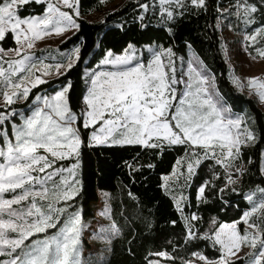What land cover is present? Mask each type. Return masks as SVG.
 <instances>
[{
	"label": "snow or ice",
	"instance_id": "6c2138e0",
	"mask_svg": "<svg viewBox=\"0 0 264 264\" xmlns=\"http://www.w3.org/2000/svg\"><path fill=\"white\" fill-rule=\"evenodd\" d=\"M258 2L264 7V0ZM31 4L44 6L43 11L23 15ZM137 4L142 30L149 27L152 16L169 24L189 6L207 7L206 0H137ZM79 5L80 0H0V41L12 34L17 45L0 48V264H83L82 235L87 225L80 209L69 211L82 188L77 178L84 144L81 128L91 129L90 147L139 146L156 151L184 147L186 156L177 160L170 175L162 177V187L170 191L171 183L179 184L176 208L185 221L184 242L208 241L217 255L210 258L192 251L188 258H179L180 264H264V187L244 196L251 207L239 219L219 222L213 218L206 232L196 227L199 215H184L183 189L190 187L201 164L211 162L213 168L223 169L213 172L214 178L224 181L218 189L221 198L225 192L236 193L247 171L242 149L256 140L243 117L234 115L217 91L214 75L198 59L189 60L186 71L178 72L171 47L149 44L138 49L128 43L119 54L107 49L95 68L84 73L86 90L78 98L79 111L74 110L70 96L72 81L67 80L52 96L36 95L31 115L21 113L23 122L12 124V135L8 134L5 125L17 115L15 104L27 102L33 89L49 82L47 77L67 76L81 62L79 46L67 55L57 49L60 59L51 57L52 63L31 51L45 37L79 31ZM217 11L220 16L235 15L245 24H254L259 8L257 0H234L230 7ZM220 23L218 19L216 26ZM243 39L264 59V46H256L264 45V24ZM232 82L239 89L248 88L264 103V75L247 80L233 77ZM66 160L76 162L65 166ZM213 186L212 180L199 186L201 203L206 202V189ZM98 215L108 223L100 225L93 236L110 244L121 228L108 204ZM150 255L157 259H148L147 264H161L159 258L176 264L178 259L166 250Z\"/></svg>",
	"mask_w": 264,
	"mask_h": 264
},
{
	"label": "trees",
	"instance_id": "16d2710c",
	"mask_svg": "<svg viewBox=\"0 0 264 264\" xmlns=\"http://www.w3.org/2000/svg\"><path fill=\"white\" fill-rule=\"evenodd\" d=\"M233 2L234 0H206L205 9L189 6L182 17L169 24H162L158 15L152 16L149 27L142 30L137 20L140 11L137 0H122L112 9L104 11L96 20H88L85 16L92 11H101V0H80V30L68 35L57 48L68 50L79 46L81 62L67 76H55L48 79V83L33 89L27 102L14 105L16 112L25 113L32 106L31 101L37 93L53 91L64 85L67 80H71L73 84L70 96L74 110L79 111L78 98L85 92L83 71L95 67L107 49L121 52L128 43L136 44L137 47L153 43L171 47L175 55L181 56L190 49L210 74L214 75L217 91L231 106L233 114L244 118L254 132L256 140L242 149L247 171L236 185V193L225 192L221 198L218 189L224 186V181L222 177L214 178L213 172L222 173L223 169L213 168L211 162L201 164L190 182V187L186 188L187 205L183 206L184 215H199L201 220L196 223V227L202 233L211 227L213 218L219 222L239 219L249 208V202L244 199L245 193L253 188L264 187V176L261 172L264 109L258 105L255 98L247 96L232 83L224 55L221 29L228 25L232 32L239 34L260 27L264 24V7L257 0L259 11L255 14V23L245 24L236 16H220L217 11L218 8L230 7ZM43 7L31 4L22 14H40ZM218 19L221 22L219 27L216 26ZM231 41L236 43L239 37L235 36ZM0 46L3 49L14 47L12 35L9 34L5 40L0 41ZM247 49L257 56L253 47L247 46ZM12 121L16 122L17 116ZM90 131L91 129L81 128L84 144L80 149L78 179L82 188L81 194L72 202L82 211L83 218H87L90 215V186L96 177L100 176V168L110 172L111 178H103L111 186L108 204L121 233L111 240L109 253L101 264H147V260L153 257L150 254L161 250L177 257L176 264H180L179 258H188L192 251L197 250L215 258L217 252L208 241L200 240L190 244L184 242L185 221L161 187V177L172 170L178 158L186 156L184 147L166 146L161 151L146 150L139 146L90 147L87 146ZM133 155L136 156L129 167L115 161L117 158ZM249 160L251 163H248ZM206 180H212L214 186L206 189V202L201 203L197 190ZM225 200L228 201L227 204L224 203ZM173 220L177 221L175 225L171 223Z\"/></svg>",
	"mask_w": 264,
	"mask_h": 264
},
{
	"label": "rangeland",
	"instance_id": "374dc122",
	"mask_svg": "<svg viewBox=\"0 0 264 264\" xmlns=\"http://www.w3.org/2000/svg\"><path fill=\"white\" fill-rule=\"evenodd\" d=\"M122 0H103V7L101 11H92L89 14L85 16L86 19L88 20H96L99 19L102 15V13L106 10L112 9L116 5H118ZM235 16V15H233ZM259 27L253 28L251 31L246 32L243 31L239 34H235L234 32L231 31L230 27L224 26V28L221 29V36L224 39V55L226 58V63L228 65V68L230 69V79L232 81L233 77H239L241 80H247L250 77L254 76H261L264 75V59H261L258 56L252 55L249 50L247 49V46L249 45V42L244 40L243 37L246 34H251L254 32L255 29ZM75 30L68 31L65 33L63 36H48L45 37L43 40L36 41V46L34 49L31 51L36 54L37 57L41 58H46L45 62L47 63H52L54 62L51 57H56L57 59H60L59 52H64L66 55L71 53L73 48H70L68 50H59L57 51V45L63 41L68 35L73 33ZM12 35V34H11ZM235 36L239 37V41L234 43L231 41V39ZM12 39L14 42V47L9 48L13 49L16 48L17 45L15 43L14 37L12 35ZM149 44L142 45L137 47L138 49H145L146 46ZM153 47H155L158 44H151ZM0 48H2L0 46ZM167 48V47H165ZM8 50V49H5ZM119 54L120 52H116ZM255 57V58H254ZM192 59H198L196 55L190 50L187 49L185 54L181 55H175V61H176V67L177 71H181L182 69L186 71L187 68V63L189 60ZM0 63H3V61H0ZM6 66V65H5ZM204 66V65H203ZM95 68V67H92ZM92 68H87L84 69L83 71V77L85 79L84 73L86 70L92 69ZM55 77V75L49 76L46 79H50ZM233 83V82H232ZM61 86H58L55 88L53 91H43L39 92L36 95H47V96H52L54 95L55 91L60 90ZM239 89V88H238ZM85 90H86V85H85ZM241 92L245 93L247 96L253 97L257 100L258 105L264 109V103H261L257 96L252 94L251 91L248 88H243L239 89ZM35 95V96H36ZM35 96L33 97L31 104L28 108V110L25 113H22L23 116H29L31 115V109L33 108V101L35 100ZM41 103V102H37ZM21 113H17V121H9L7 125H5L6 130L8 131V134L11 136L12 135V124H21L22 121V116L20 115ZM244 119V118H243ZM245 124L249 127L247 122L244 120ZM91 132V131H90ZM90 134V133H89ZM0 143H3L2 138H0ZM264 154V151L262 152ZM136 155L133 156H127L123 158H117L115 161L119 164L125 165L129 167L135 158ZM185 157V156H182ZM182 157L178 158L177 160H180ZM102 161V160H101ZM100 161V162H101ZM75 160H66L64 161L65 166H69L72 163H75ZM177 162V161H176ZM176 162L172 166V170L165 175H170L173 172L174 166H176ZM264 168V155H262V160H261V169ZM178 170H183V169H178ZM100 176L96 177V179L93 181V183L90 186V200H89V206H90V215L87 218H83L84 223L87 225L85 228L83 235H82V240H83V247H82V260L83 264H101L105 261L108 253H109V248L110 244H105L104 242L97 240L94 238L93 233L95 231H98L100 225H106L108 223V220L105 218H102L98 215V213L103 209L105 204H108V192L110 190V184L108 181H106L103 176H106L108 179L111 178L110 172L106 171L104 168H100L99 170ZM264 176V173H262ZM163 175V176H165ZM131 176H133L131 174ZM162 176V177H163ZM161 177V187L164 181L162 180ZM77 178H78V169H77ZM171 190H166L165 188L162 187L163 191L171 198L173 201V204L176 207V198H178L181 195V189L179 187L178 183H171L170 184ZM256 188H253L252 190L248 191L245 193L248 194L249 192L255 190ZM186 188L183 189V196L186 197ZM197 197H198V191H197ZM72 207L69 209L71 212H75L77 209H79L77 206L73 205V202H70ZM109 205V204H108ZM59 206H64L63 204ZM251 205L249 203V208L250 209ZM242 228L245 227L244 225L241 226ZM114 238V237H113ZM112 238V239H113ZM247 251V249H246ZM151 259H157V257H152ZM161 260V264H166L163 258H159Z\"/></svg>",
	"mask_w": 264,
	"mask_h": 264
}]
</instances>
